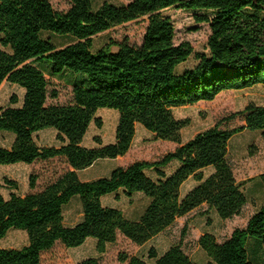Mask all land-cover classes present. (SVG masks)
Instances as JSON below:
<instances>
[{"label": "trees", "instance_id": "16d2710c", "mask_svg": "<svg viewBox=\"0 0 264 264\" xmlns=\"http://www.w3.org/2000/svg\"><path fill=\"white\" fill-rule=\"evenodd\" d=\"M70 9L58 12L49 0H0V87L4 83L25 89L22 107L13 96L8 106L0 105V132L14 137L10 149L0 148V166L63 158L70 171L42 191L20 196L2 194L0 184V242L11 230L28 234L21 249L0 248V264H42V255L57 243L70 249L97 240L100 254L122 235L138 246L171 228L178 219L207 206L221 220L240 216L249 200L229 160L230 143L244 132H260L264 140V106L250 104L231 116L245 123L232 130L215 127L183 143L182 131L188 120H177L173 110L212 102L227 91L264 86V0H132L126 5L95 0H69ZM180 8L212 15H196L198 23L210 26V54H196L198 65L179 73L194 55L190 43L177 45L176 29L163 11ZM148 18L140 47L128 42L110 43L94 51V39L118 26ZM70 40L58 45L56 40ZM72 83L73 102L49 104L57 99L50 92L47 76ZM100 109L120 114L116 141L87 148L84 140ZM141 125L156 140L178 148L158 162H136L114 169L109 177L82 181L79 172L101 160L125 157L133 147ZM57 131L59 147L38 146L35 134ZM176 163L171 173L166 168ZM148 171L156 177L147 175ZM197 183L186 195L182 188ZM264 188V174L259 176ZM5 187L18 190V183L4 180ZM37 177H30L36 189ZM123 192L128 198L142 194L148 199L137 220L105 206L103 199ZM75 199L81 203L83 218L73 227L65 225V208ZM184 230L183 239L186 237ZM208 264H264V203L245 228L219 242L204 234L199 241ZM153 263L141 257L121 255L124 264H197L182 243L159 255L149 252ZM78 264H101L88 258Z\"/></svg>", "mask_w": 264, "mask_h": 264}, {"label": "rangeland", "instance_id": "374dc122", "mask_svg": "<svg viewBox=\"0 0 264 264\" xmlns=\"http://www.w3.org/2000/svg\"><path fill=\"white\" fill-rule=\"evenodd\" d=\"M132 0H95L98 8L104 3L115 5H126ZM54 9L58 12H67L71 5L69 0H49ZM163 16L169 18L175 26L177 45L190 43L194 49V55L188 62L183 64L178 72L194 69L198 65L196 54L209 55V38L211 35L210 26L205 23H198L196 15H212L205 11H190L180 8H171L163 11ZM148 18H141L122 26L111 29L94 39V51H98L105 45L114 43L128 42L134 47H140L144 41ZM70 40H56L58 45L69 43ZM50 92L56 91L59 96L57 99H50L49 104L69 105L73 102V89L67 79L59 80L47 76ZM25 89L5 83L0 87V105L8 106L13 96H17L20 108L24 104ZM250 104L264 106V86L242 90L227 91L219 95L212 102H201L193 106H185L173 110L177 120H188L189 125L182 131L183 143H187L198 134L207 131L221 123L224 129H235L245 125L243 118L238 116L229 119L231 116L243 112ZM97 118L103 120V127L100 129L92 124L84 140L87 148H98L96 142L100 138L103 145H111L116 141V130L120 120L118 111L111 109H100ZM57 131L45 129L35 134L34 138L38 146L59 147L57 141ZM0 133V145H8L11 139ZM178 145L156 140L155 136L143 126L137 127V134L130 152L122 158L116 160H101L87 170L79 172L82 181H93L99 178L109 177L112 171L118 167H128L136 162H158L167 154L174 152ZM229 160L233 166L238 182L243 184V189L247 194L249 203L244 208L242 214L231 220H221L215 211L209 210L207 206L194 211L190 215L178 219L177 222L168 230L153 238L144 246H138L122 235L118 236L115 244L107 246L106 252L100 254L97 250V240L89 239L82 247L70 249L61 243H57L50 251L42 255V264H78L88 258H98L101 264H124L121 262V255L128 257H141L153 263L149 258L151 249H155L159 255L164 254L172 246L182 243L183 249L197 264H208L209 259L200 247V238L211 233L216 236L219 242L228 239L234 230L245 228L251 216L264 203V188L259 183V176L264 174V140L260 132L244 131L236 135L230 143ZM6 169L0 170V181L2 184V194L5 199L10 198L11 193L26 196L30 193H37L45 189L48 185L57 181L60 177L70 171V166L63 158H57L46 162H36L32 165L19 163L4 166ZM176 163L166 168L167 173L176 169ZM36 175L37 186L32 190L30 187V177ZM147 175L155 178L152 171ZM18 183V190L12 191L5 187V179ZM194 180L186 185L184 195L192 185ZM105 206L114 207L124 212L125 216L131 220H137L144 213L148 205V199L142 194H136L128 198L123 192L119 195H111L103 199ZM65 225L73 227L83 218L81 203L75 199L65 208ZM186 237L183 239L184 230ZM28 234L21 230H11L7 237L1 242V246L6 249H21L28 244Z\"/></svg>", "mask_w": 264, "mask_h": 264}, {"label": "crops", "instance_id": "0c3cea01", "mask_svg": "<svg viewBox=\"0 0 264 264\" xmlns=\"http://www.w3.org/2000/svg\"><path fill=\"white\" fill-rule=\"evenodd\" d=\"M5 84V83H4ZM3 84V85H4ZM15 87H16V85H14ZM258 87V86H257ZM0 133H3V138L5 139L6 138V134H8V133H4V132H0ZM9 136H7L9 139H11V141L9 142V144L6 146V145H0V148H7V149H10L11 148V146H12V143H13V140H14V137L11 135V134H8ZM136 138V137H135ZM84 144V143H83ZM177 165V164H176ZM7 167H4V166H0V170L1 169H6ZM194 180V179H193ZM191 181V179L188 181V182H186L185 183V185L183 186V188H182V192H183V194H184V189H185V187H186V185L189 183ZM0 184H1V181H0ZM196 182H194V185H192V187H190L188 190H186V192L188 193L191 189H193L195 186H196ZM2 185V184H1ZM263 204V203H262ZM262 204L260 205V207L262 206ZM260 207H259V209H260ZM4 240V239H3ZM2 240V241H3ZM1 241V242H2ZM1 242H0V248H4V247H2L1 246ZM4 249H6V248H4Z\"/></svg>", "mask_w": 264, "mask_h": 264}, {"label": "water", "instance_id": "95a60500", "mask_svg": "<svg viewBox=\"0 0 264 264\" xmlns=\"http://www.w3.org/2000/svg\"><path fill=\"white\" fill-rule=\"evenodd\" d=\"M181 1H189V2H192V1H194V0H181Z\"/></svg>", "mask_w": 264, "mask_h": 264}]
</instances>
